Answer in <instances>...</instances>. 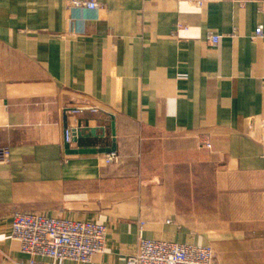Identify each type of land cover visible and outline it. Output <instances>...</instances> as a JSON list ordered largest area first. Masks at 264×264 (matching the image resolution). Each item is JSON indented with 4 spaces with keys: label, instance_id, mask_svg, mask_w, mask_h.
<instances>
[{
    "label": "crops",
    "instance_id": "1",
    "mask_svg": "<svg viewBox=\"0 0 264 264\" xmlns=\"http://www.w3.org/2000/svg\"><path fill=\"white\" fill-rule=\"evenodd\" d=\"M67 1L0 0V264L29 260L15 212L107 226L90 264H125L140 236L264 264V0H98L77 21ZM67 127L97 152L71 154ZM177 159L219 170L178 183Z\"/></svg>",
    "mask_w": 264,
    "mask_h": 264
},
{
    "label": "built area",
    "instance_id": "2",
    "mask_svg": "<svg viewBox=\"0 0 264 264\" xmlns=\"http://www.w3.org/2000/svg\"><path fill=\"white\" fill-rule=\"evenodd\" d=\"M101 6L98 0L67 1L68 9L75 15L74 21L79 13H95ZM253 39L264 41L262 26L256 28ZM209 42L217 45L219 37L211 36ZM79 134L76 129H65L64 142L69 149L78 150ZM206 148L211 149L212 145L207 143ZM9 157V149L0 147V163H9ZM116 159L113 151L105 161L111 164ZM107 233V226L95 221L49 217L37 212H15L10 226L12 239L19 242L21 253L29 257L27 264H41L38 259H47L49 264H90L94 255L105 251ZM214 260L215 253L210 246L140 236L137 251L126 258L125 264H214Z\"/></svg>",
    "mask_w": 264,
    "mask_h": 264
},
{
    "label": "rangeland",
    "instance_id": "3",
    "mask_svg": "<svg viewBox=\"0 0 264 264\" xmlns=\"http://www.w3.org/2000/svg\"><path fill=\"white\" fill-rule=\"evenodd\" d=\"M168 157V156H167ZM166 157V161L163 162L161 158L156 157H150V159H147L146 166L148 169H154L155 173L159 171V173H164V171H167L168 165L166 164L168 161V158ZM175 173L177 174V181L178 183H184V179L186 174L189 171L193 172H206V173H214L215 171L219 170V166L210 163V164H196L193 163L192 165L184 164L180 162L178 159L176 160V164L171 166ZM153 171V170H152ZM168 173H166L167 175ZM194 186H201V184H205L204 186L208 187L209 189L214 187V180L213 179H207V180H194Z\"/></svg>",
    "mask_w": 264,
    "mask_h": 264
},
{
    "label": "water",
    "instance_id": "4",
    "mask_svg": "<svg viewBox=\"0 0 264 264\" xmlns=\"http://www.w3.org/2000/svg\"><path fill=\"white\" fill-rule=\"evenodd\" d=\"M82 137L80 134H79V138ZM67 149H69V147L67 146ZM70 153L71 154H91V153H96L97 151L96 150H70Z\"/></svg>",
    "mask_w": 264,
    "mask_h": 264
}]
</instances>
